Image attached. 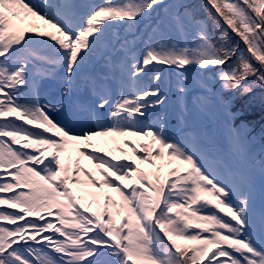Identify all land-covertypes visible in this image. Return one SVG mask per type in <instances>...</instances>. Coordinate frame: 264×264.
Returning <instances> with one entry per match:
<instances>
[{"label": "snow or ice", "instance_id": "snow-or-ice-1", "mask_svg": "<svg viewBox=\"0 0 264 264\" xmlns=\"http://www.w3.org/2000/svg\"><path fill=\"white\" fill-rule=\"evenodd\" d=\"M256 108L264 0H0V264H264Z\"/></svg>", "mask_w": 264, "mask_h": 264}, {"label": "rangeland", "instance_id": "rangeland-1", "mask_svg": "<svg viewBox=\"0 0 264 264\" xmlns=\"http://www.w3.org/2000/svg\"><path fill=\"white\" fill-rule=\"evenodd\" d=\"M90 2L93 3H100L102 0H90ZM34 23H42L40 21H34ZM173 79H175L173 77ZM54 90H50L49 94ZM247 122L249 124V128L251 131V134L253 137H255L257 144L260 142L261 136H264V113L260 111L259 108H256L255 111H249L247 113ZM129 140H135L136 138L133 137V139L128 138ZM93 144L97 148H102L105 152H110L114 153L116 156H120L121 153L118 151L119 148H124L125 152H128L129 155L130 153V148H128L124 142L123 138H111V137H98V138H93ZM91 151L92 149H88ZM71 156L73 159L76 158L77 153L75 152L74 148L70 145L68 152L65 153V157ZM81 158V162H86L88 165L84 166V168L88 171H95L92 167V163L89 162L88 160L84 161L83 157ZM145 168L147 167L146 165L144 166ZM81 179H86V177L82 176ZM75 190V189H74ZM89 191H94V189H91L90 187L86 188L84 192L80 193L83 195L87 196V192ZM107 191V190H105ZM113 196H115L114 193H112ZM90 199V197H89Z\"/></svg>", "mask_w": 264, "mask_h": 264}, {"label": "bare ground", "instance_id": "bare-ground-1", "mask_svg": "<svg viewBox=\"0 0 264 264\" xmlns=\"http://www.w3.org/2000/svg\"><path fill=\"white\" fill-rule=\"evenodd\" d=\"M66 158V157H65ZM67 159V158H66ZM81 159V158H80ZM84 161H86V159H84ZM83 166L88 165L86 162H81Z\"/></svg>", "mask_w": 264, "mask_h": 264}]
</instances>
